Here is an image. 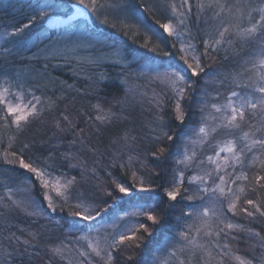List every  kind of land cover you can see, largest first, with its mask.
<instances>
[{"label":"trees","instance_id":"obj_1","mask_svg":"<svg viewBox=\"0 0 264 264\" xmlns=\"http://www.w3.org/2000/svg\"><path fill=\"white\" fill-rule=\"evenodd\" d=\"M104 2L105 0H101V3ZM169 2L170 0H107L108 6L96 13L87 9L94 24L92 26L86 23L89 39L94 40L97 36L102 39L101 43L94 42L93 46L109 56L113 47L119 48L128 61L126 64L112 61L96 63L91 59L94 55L81 42L74 48V45L69 44L71 50L77 51L74 55L70 52L66 54L55 46L63 43L60 39L65 28L51 27L48 20L52 15L68 16L74 10V5L79 4L78 0H0V87H9L12 93L23 91L26 99H31L30 94H35L45 101V105L48 98L56 101L51 111L45 106L40 117L31 120L21 133H16L15 126L0 128V264H104L95 254L80 255L81 252H90L87 242L80 239L81 235L87 234L91 228V236L99 238L101 245L107 249L113 236L112 221L121 212L132 213L136 210L131 202L113 201L106 197L105 193L110 190L112 179L126 180L127 184H131V173L136 172L137 181L143 177L146 184L149 179H153V187L161 184L167 187V181L174 170L181 167L176 164V160L185 146L195 150L198 159L213 154V148L207 144L201 148L192 143L198 139L196 130L201 120L200 109L207 105V115L212 112L210 105L224 103L231 90L246 91L235 87L233 77L240 74L242 83L249 82V73H245L244 69L250 65L245 64V61L256 58L259 48L255 43L241 45L236 42L234 46L224 45L215 51L209 49V54L202 57V62L210 75L201 74L202 78H191L192 89L182 102L188 114L186 122L181 124L175 121L172 113L173 93L154 80L150 71L157 65L166 66L169 59L160 55L159 51H151V48L159 45L164 51H174L171 44L176 38L171 37L165 41L159 34L162 29L155 23L156 20L167 22L171 10L165 12L164 6ZM175 2L179 5L181 0ZM226 2L231 4L235 0ZM250 2L256 5L259 0ZM190 3L193 7L185 22L188 32L183 39L188 40L190 33L193 37L191 43L196 46L197 54H201L205 51L203 41L209 38L208 33L212 31V25L216 21L212 10L198 13L195 7L197 0H190ZM49 5L51 7H47ZM38 9H46L49 16L37 19L35 25L25 29L23 33L4 35L13 33L18 27L23 28L31 17L38 16ZM104 19L108 20L107 24L101 22ZM112 24L117 27L113 28ZM230 31L234 32L235 29ZM111 43L114 44L113 47ZM145 43L149 45L148 48L143 46ZM206 81L209 82L206 84ZM154 97L164 101L160 107ZM97 106L103 112L98 111ZM103 114L112 116L110 123H102L96 119L97 115ZM63 115L69 117L74 129H67L66 122L64 131L56 126L58 121H62ZM259 119V116H252L251 123L258 126ZM248 123L246 119L242 129L235 135L249 130ZM161 124L164 125L163 128ZM165 131L173 140L157 143L155 137ZM13 136L15 139L9 147L10 137ZM226 138L231 137L223 130L215 136V140ZM25 144L29 146L27 149L24 148ZM159 147H166L167 153L154 155ZM5 150L9 153H23L36 165L46 168L51 173L53 183L56 178H60L63 183L64 179L75 177L76 183L69 189L73 198L71 203H75V197L83 195L94 203H100L101 207H105L101 201L107 199L111 207L106 214L102 213V219L98 217L95 221H80L68 215L71 209L67 206L64 211H60L61 201L55 191L42 189L38 181L32 187L29 182L32 174L20 169L18 164L6 163L3 159ZM130 155L133 157L132 161H129ZM256 155L264 159V154L257 152ZM252 156L253 154H248L247 160L251 161ZM121 164L129 167L121 168L118 166ZM194 171L196 169L187 170L185 177L192 175ZM245 171L249 179L238 182V186L245 189L238 207H249L251 210L245 203L246 199H264V190L257 188L255 180L257 175H264V168L257 162ZM185 186L189 189V195L196 192L195 185H188L187 179ZM9 188L13 190V199L22 202L20 208L8 200ZM44 192H48L57 204L55 212L47 208L48 202L43 199ZM26 197H30L35 203H29ZM200 203L199 200H183L171 212L161 213L162 222L154 228L151 236L145 234L139 249H107L112 252V264H178V259L184 260L185 264H206V254L200 249L190 250L184 247V242L179 237V233L185 230L187 224L192 223V219L177 220L182 211L189 210L190 205ZM160 207L166 205L161 204ZM36 208L42 210L43 214H26ZM131 219L134 223L137 219L142 221L145 218ZM118 220L120 224L130 223L128 216ZM227 222L239 224L244 230H232L230 236L235 239L222 235L218 240L213 238V242L221 246L227 243L237 255L251 260L252 264H264V247H261L260 241V237H264V217L257 214L252 219L239 212L235 216L227 213ZM73 224L79 225V229L74 228ZM247 229L260 233V237L251 235ZM32 234L36 235L35 239ZM25 240L29 243H23ZM200 242L206 243L203 238ZM61 243L65 248L63 260L53 257L50 252L51 248L60 246ZM211 246L210 244L209 247ZM173 250L176 251V257L170 255ZM219 251L214 249L215 259L212 264L221 259ZM6 253L9 255L5 261ZM129 256L132 257L131 261ZM223 261L224 264H236L227 257Z\"/></svg>","mask_w":264,"mask_h":264},{"label":"snow or ice","instance_id":"obj_2","mask_svg":"<svg viewBox=\"0 0 264 264\" xmlns=\"http://www.w3.org/2000/svg\"><path fill=\"white\" fill-rule=\"evenodd\" d=\"M78 3L93 13L108 6L107 0L104 3H101V0H78ZM192 7L190 0H181L179 5L175 0H170L164 6L165 12L171 10L167 22L162 23L160 20H156L155 23L159 29H162L159 34L165 41L171 37L176 38L171 44L174 51H164L159 48V45L150 49L153 52L159 51L160 55L169 58L166 66L157 65L152 67L150 71L154 80L173 93L172 113L174 120L181 124L186 122L188 114L182 102L186 94L192 89L191 78H202L201 74L210 75L205 71L206 66L202 62V57L209 54V49L215 51L224 45L234 46L236 42L241 45L255 43L258 46L259 51L256 53V58L245 61V64L250 65L244 69L245 73H249L247 77L249 82L242 83L239 78L240 74L233 77L235 87L246 91L231 90L230 94L225 97L224 103H212L210 105L212 112L207 115H205L207 105L200 109L201 120L196 130L198 139L192 143L198 144L201 148L207 144L213 148V154L198 159L197 152L185 146L176 160V164L181 167L174 170L173 175L167 181V187L163 184L153 187V179H149L147 184L143 177L137 181L136 172L131 173L133 178L131 184H127L126 180L112 179L110 190L105 193L106 197L113 201L131 202L136 206V210L132 213H124L130 218V226H126V231L113 235L111 242L107 244V249L120 248L121 251L139 249L145 239V234L151 236L154 228L162 222L161 213L171 212L183 200H199L201 201L199 205H190L188 211H182V215L177 217L178 221L183 218L192 219V223L187 224L185 230L179 233L180 239L184 242V247L190 250L200 249L203 251L208 258L206 264H212L213 259H215L213 256L214 249L220 250L218 255L221 257V259L216 260V264H224L223 258L225 257L235 261L236 264H252L251 260L237 255L227 243L221 246L219 243H214L213 238L218 240L223 235L226 238L235 239V237L230 236L231 231L244 230L239 224L226 223L227 213L235 216L239 212L252 219H255L257 214L264 217V199H259V201L246 199L245 203L250 206L251 210L249 207H238L241 194L245 191L243 187L238 186V182L249 179L245 169L256 165L257 162L264 168V159L256 155L257 152L264 154V0H259L256 5H253L250 0H235L231 4L227 3L226 0H197L195 7L198 13L212 10L213 19L216 21L212 25V31L208 33L209 38L203 41L205 51L201 54H197L196 46L191 43L193 37L190 33H188V40L183 39L188 32L185 22L192 12ZM180 9L185 10L181 11ZM47 16H49V12L46 9H38V16L31 17L28 23L23 25V28L18 27L13 33H5L4 35L23 33L25 29L33 27L37 19H43ZM101 22L107 24L108 20L104 19ZM111 26L117 27L116 24ZM126 27L132 26L126 25ZM233 28L235 31H230ZM143 46L149 47L147 43ZM208 82L206 81V84ZM30 95L31 99H26V94L23 91L12 93L9 87H0V128L8 129L15 126L16 133H21L31 120L40 117L45 106L49 111L55 107L56 101L51 98L47 99L45 105V101H42L41 97L35 94ZM154 100L158 107L164 102L155 97ZM97 110L103 112L99 106H97ZM252 116L260 117L258 126L251 123ZM96 119L102 123H110L112 116L110 114L97 115ZM160 119L162 121L163 117L161 116ZM246 119L249 121V130L242 131L238 136L235 135L237 131L242 129ZM65 122L67 129L75 128L67 115H63L62 121H58L56 126L64 131L66 130ZM163 127L164 125L161 124V128ZM221 130L227 132L231 138L215 140L216 134ZM14 139V136L10 137L9 147H11V141ZM155 140L157 143L163 144L166 140H173V137L165 131L162 135H157ZM28 147L27 144L24 145L25 149ZM167 151L166 147H159L154 155H164ZM250 153L253 156L252 160L248 161L247 155ZM3 159L6 163L18 164L20 169L32 174L34 179L29 178L32 187H35L36 181H38L42 189L55 191L56 196L61 201L60 211H64L65 206H67L71 209L68 215L76 217L80 221H95L98 217L102 219V213L106 214L111 207L108 205L107 199L101 201L105 205V207H101L100 203H94L83 195L75 197V203H71L73 198L69 189L76 183L75 177L64 179L63 183H61L60 178H56L53 183L50 179L51 173L46 168L36 165L30 158H26L23 153H9L5 150ZM132 159L133 157L130 155L129 161ZM118 166L121 168L129 167V165L124 164ZM189 169H196V171L186 178L185 172ZM109 175L111 176V173ZM186 179L188 185H195L196 192L194 194H188L189 189L185 186ZM255 180L257 188L264 190V175H257ZM233 185L237 187L234 188ZM7 193L8 200L11 201L12 205L20 208L22 202L13 199V190L7 189ZM43 199L48 202L47 208L53 212L57 210V204L48 192H44ZM26 200L31 204L35 203L30 197H26ZM150 201L156 203L153 204ZM161 204H165L166 207H160ZM26 214L37 216L42 215L43 212L36 208ZM138 217L145 219L142 221L137 219L133 223L131 218ZM73 227L79 229V225L73 224ZM247 231L251 235L260 237V233L253 232L252 229H247ZM91 232L92 229L89 228L88 233L80 237L87 242V249L90 250V252H81L80 255L95 254L96 257H100L104 261V264H112V252L101 245L99 238L92 237ZM32 235L35 239L36 235ZM202 238L206 243L200 242ZM260 241L261 247H264V237H260ZM23 243L28 244L29 241L25 240ZM210 244L211 247H209ZM183 250L182 248L181 251ZM64 251L63 243L50 249L51 255L59 257L61 260L65 258ZM8 255L5 254V261ZM170 255L176 257V251L173 250ZM128 259L131 261L132 257L129 256ZM178 264H185V261L178 259Z\"/></svg>","mask_w":264,"mask_h":264},{"label":"rangeland","instance_id":"obj_3","mask_svg":"<svg viewBox=\"0 0 264 264\" xmlns=\"http://www.w3.org/2000/svg\"><path fill=\"white\" fill-rule=\"evenodd\" d=\"M86 23H90L92 26H94V24L90 20L87 9H84V7L79 4L74 5V10L68 16L52 15L48 20V24L51 27L65 28L61 36L62 39H60V41L63 40L61 41L63 43H57L55 46L60 47L66 54L70 52L71 55H74L77 51L71 49L75 46L77 47L78 43L81 42L86 47L87 51L91 55H94V58L91 59H93V61L96 63L101 61L122 62L126 64L128 63V61L124 58V55L120 52L119 48L113 47V43L110 44L113 47L112 54L110 56L104 51L99 52L100 48L96 47V49L93 46V43H101L100 40L102 39H100L99 36L95 37L94 40L89 39V36L86 33ZM69 44H71V46H74H72V48H69ZM124 213H127V211L119 213L118 217L112 221L113 235H118L119 233L126 231V226H130V223L125 225L119 223L118 218L124 217Z\"/></svg>","mask_w":264,"mask_h":264}]
</instances>
